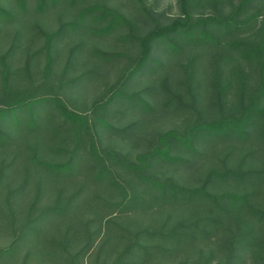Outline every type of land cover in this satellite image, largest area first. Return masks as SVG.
<instances>
[{"label":"trees","instance_id":"obj_1","mask_svg":"<svg viewBox=\"0 0 264 264\" xmlns=\"http://www.w3.org/2000/svg\"><path fill=\"white\" fill-rule=\"evenodd\" d=\"M134 1L0 0V264H264V0Z\"/></svg>","mask_w":264,"mask_h":264},{"label":"rangeland","instance_id":"obj_2","mask_svg":"<svg viewBox=\"0 0 264 264\" xmlns=\"http://www.w3.org/2000/svg\"><path fill=\"white\" fill-rule=\"evenodd\" d=\"M99 1V0H98ZM102 2H105L108 6L117 9L118 11H120L121 13H123L124 15H126L130 21H132V23L134 24L133 28H136L138 25V28H140L139 30H136V33H143L145 32V30H147L148 28L151 27V25L153 24V22L147 23V24H142L141 25V19H138V21L135 20V17L137 16L136 11L137 8V3L134 0H102ZM144 4L147 6H151L153 8V16H155L156 18L159 19L160 22L165 23L167 22L170 17H173L177 14H179V9H178V0H143ZM65 3H67V1H61L58 5V7L56 8H63L64 5H66ZM49 10V9H47ZM65 19L62 18V16H60V20L59 21H64ZM53 22V21H51ZM39 23V22H38ZM41 23V22H40ZM39 23V24H40ZM90 24V23H89ZM87 23V21L79 23L78 25V29L79 30H83V31H87L85 28H89V25ZM89 25V26H87ZM135 30V29H134ZM65 29L63 30L64 33ZM126 33L127 32V27H123L120 30L116 31L115 33H113L110 36H107L103 39H97L96 41H94V44H96L98 47L103 48L105 50H114V51H123V52H127L130 55L134 54V47L132 46V43L130 42H123L121 40H118L116 37L122 33ZM60 37V36H59ZM66 38V35L63 37V39ZM126 59H120V61L117 63L112 64V66L108 69H106L104 71V75L107 77L105 78V80H101V81H95L93 84L92 83V78L91 77H84L80 80L79 86L76 87L74 90L71 91L70 93V97L71 100H69V105H87L93 98H95L96 96H98L103 87L106 86V84L111 83L114 78H115V74L117 73V69L124 63ZM135 76H137V72L134 74ZM137 78V77H135ZM134 78V79H135ZM146 79V78H144ZM105 82V83H104ZM143 82V79H142ZM142 85V83L138 84V88ZM134 89H137V87H133ZM65 98V95H62ZM68 102V101H67ZM77 108V107H76ZM138 115V114H137ZM136 114H130L127 113L126 115L120 117V119H118V121H115L114 123L116 125H123L127 122H130L132 120H135V118H137ZM167 119V118H166ZM166 119H157L156 124H154L155 127L159 128H166L170 125H173L176 121H179L177 118L175 117H170L169 120ZM153 127V126H151ZM111 142L108 141V138L103 140V142ZM138 146L134 147L133 150H138ZM169 172L171 173V170H169ZM237 264H250V262L247 261H242L240 263Z\"/></svg>","mask_w":264,"mask_h":264}]
</instances>
